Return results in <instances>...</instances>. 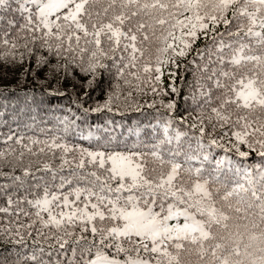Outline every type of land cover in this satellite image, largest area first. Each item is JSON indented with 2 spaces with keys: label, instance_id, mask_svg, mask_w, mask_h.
<instances>
[{
  "label": "snow or ice",
  "instance_id": "obj_1",
  "mask_svg": "<svg viewBox=\"0 0 264 264\" xmlns=\"http://www.w3.org/2000/svg\"><path fill=\"white\" fill-rule=\"evenodd\" d=\"M201 36L197 114L177 119L171 69ZM33 59L78 69L85 97L116 69L85 114L164 112L97 147L22 145L45 160L33 171L21 151L20 174L0 172V239L27 250L13 264H264V0H0V60Z\"/></svg>",
  "mask_w": 264,
  "mask_h": 264
},
{
  "label": "trees",
  "instance_id": "obj_2",
  "mask_svg": "<svg viewBox=\"0 0 264 264\" xmlns=\"http://www.w3.org/2000/svg\"><path fill=\"white\" fill-rule=\"evenodd\" d=\"M208 43L203 36L195 41L192 53L186 58H180L181 67L177 71L176 86L180 89L178 97L169 96L165 99H176V118L195 117L197 114L196 104L193 102V93L196 92V64L192 61L196 49L203 48ZM52 65L56 64L54 58H50ZM63 63V61H61ZM197 63H201L197 59ZM25 69L28 73L25 74ZM168 67L164 68V85L167 86L169 77ZM70 75L67 79L65 73H56L52 66L39 70L36 60L31 63L25 62L23 67L8 65L0 60V172H9L16 167V174H20V165L17 164L16 157L24 151L23 164L29 162L35 171L36 164L42 163L45 157L41 155L39 159L31 157L22 145L27 144L34 151H38L42 145H32L33 139L51 141L59 137L60 142L69 146L77 145L83 147H97L103 143L109 135L122 138L127 137L129 129H139L143 131L148 127L149 122L154 125V117L159 112H164L163 108H143L136 111L135 107L123 108L120 112H92L84 113V107L95 108L98 104H103L117 83L116 69L101 70L97 80V86L88 90V96H84L85 89L82 87L86 83L87 77L78 69L69 67ZM123 99V98H121ZM137 102L144 104L153 99L159 101L160 97L135 94ZM198 99V93H197ZM86 100V103H85ZM67 118V123H65ZM9 136L12 139H9ZM21 139V144L16 140ZM14 150V151H13ZM243 150H247L243 148ZM236 158L235 156L233 157ZM38 176L40 173L37 174ZM0 180V183H3ZM0 204L3 200L0 199ZM0 228L4 227L7 218L0 216ZM30 243V242H29ZM19 246L6 243L0 239V261L6 264H13L17 252H24Z\"/></svg>",
  "mask_w": 264,
  "mask_h": 264
}]
</instances>
